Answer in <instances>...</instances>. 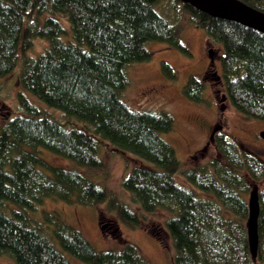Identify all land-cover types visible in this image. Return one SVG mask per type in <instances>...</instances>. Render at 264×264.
Masks as SVG:
<instances>
[{"label": "trees", "instance_id": "trees-1", "mask_svg": "<svg viewBox=\"0 0 264 264\" xmlns=\"http://www.w3.org/2000/svg\"><path fill=\"white\" fill-rule=\"evenodd\" d=\"M161 1L0 0V78L20 63L23 91L84 125L66 129L18 93L20 111L0 129V256H10L15 264H73L66 254L88 264H152L131 242L121 250H96L56 215L45 214L53 224L48 233L31 213L36 204L54 198L103 204L132 227L142 225L143 213L168 212L174 264H264V190L259 193L256 261L246 228L249 192L264 179L262 160L242 154L233 139L218 133L220 158L184 169L162 136L173 130V117L165 111L135 110L123 100L127 69L151 59L149 42L188 52L172 23L157 11ZM175 1L210 41L221 44V75L232 106L247 118L264 121V33ZM242 1L264 11V0ZM60 17L70 25L69 38ZM36 39L46 40L48 47L31 57ZM162 69L169 79L176 78L170 64L164 62ZM183 93L191 101L206 102L199 77L191 76ZM98 136L153 164L135 165L123 180L132 206L84 172L52 165L41 156L47 150L87 170L101 169ZM179 174L191 187L177 181ZM111 224H102L103 232Z\"/></svg>", "mask_w": 264, "mask_h": 264}, {"label": "rangeland", "instance_id": "rangeland-1", "mask_svg": "<svg viewBox=\"0 0 264 264\" xmlns=\"http://www.w3.org/2000/svg\"><path fill=\"white\" fill-rule=\"evenodd\" d=\"M156 9L172 23L188 52H183L165 42H149L147 49L152 53L151 59L132 64L127 69L129 84L124 91L123 100L135 110L165 111L173 117V130L162 136L174 148L177 157L184 164V169L205 165L215 158H220L215 142L209 139L214 123L216 126L219 125L217 134L233 139L242 154H254L264 163V139L260 136V132L264 131L263 120L247 118L230 102L228 109L222 112L212 100L211 93L207 94L204 103L191 101L183 93L190 77H200L207 68L208 43H211L216 51V69L219 74L221 73L219 59L223 53L221 44L210 41L204 30L193 25L177 1L163 0L157 4ZM46 16L47 14L42 18ZM60 19L67 30L66 38H69L70 25L66 18L60 17ZM47 47L46 40L36 39L29 55L38 56ZM164 62L175 70L177 74L175 79H169L164 74L162 69ZM20 69L19 63L12 74L0 78V129L7 119L19 113V92L25 93L35 105L48 111L66 129L74 126L84 127L82 122L65 117L62 112L47 107L27 91L24 92L18 79ZM214 88L219 89L215 85ZM220 88L221 92H225L223 86ZM98 138L100 139L99 155L103 162L101 169L87 170L47 150H43L41 156L52 165L84 172L92 181L107 188L122 202L132 206L130 194L122 187V182L135 165L152 167L153 164L115 147L100 136ZM177 181L185 187H191L181 174L177 176ZM255 185L258 186L259 192L263 191L264 179ZM199 195L206 196L201 192ZM8 206L16 209L12 203H8ZM31 214L34 220L41 222L48 233L50 226L53 228V224L50 225L45 220V214L58 216L77 228L98 251L121 250L127 242H131L140 249L150 263L174 264L173 241L166 227V220L171 214L166 211L143 213L142 225L132 227L122 222L117 215L108 212L103 204L85 206L47 198L42 204H36L35 212ZM105 222L112 224L103 232L101 226ZM66 257L73 264H88L68 254ZM0 264H15V261L8 255H2Z\"/></svg>", "mask_w": 264, "mask_h": 264}, {"label": "water", "instance_id": "water-1", "mask_svg": "<svg viewBox=\"0 0 264 264\" xmlns=\"http://www.w3.org/2000/svg\"><path fill=\"white\" fill-rule=\"evenodd\" d=\"M190 7L215 18L230 20L264 33V11H261L242 0H180ZM210 58L214 55L210 51ZM218 130V128H217ZM264 139V131L260 132ZM259 189L254 185L249 192L248 219L246 222L247 237L251 257L254 261L258 257L259 232L258 220L260 216ZM103 230V228L101 227Z\"/></svg>", "mask_w": 264, "mask_h": 264}, {"label": "flooded vegetation", "instance_id": "flooded-vegetation-1", "mask_svg": "<svg viewBox=\"0 0 264 264\" xmlns=\"http://www.w3.org/2000/svg\"><path fill=\"white\" fill-rule=\"evenodd\" d=\"M210 51H212L214 55V60L210 58ZM216 51L213 48V45L211 43H208L207 45V68L203 72V74L199 77L200 81L204 85V98H207V94L211 93L213 97V101L215 102L216 106L221 108L222 112H225L228 109L229 106V98L226 94V92H221L220 87H224V81L221 73L219 74L218 69H216ZM215 86H218L219 89L214 88ZM225 89V88H224ZM219 126V125H218ZM215 123L213 124L209 139L211 142H215V137L217 135V127ZM209 146V143L207 144V147Z\"/></svg>", "mask_w": 264, "mask_h": 264}]
</instances>
